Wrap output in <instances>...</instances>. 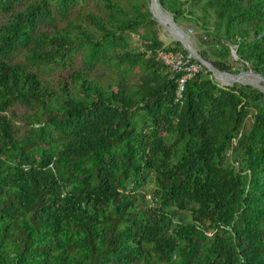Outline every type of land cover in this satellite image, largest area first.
Returning a JSON list of instances; mask_svg holds the SVG:
<instances>
[{"label":"trees","instance_id":"obj_1","mask_svg":"<svg viewBox=\"0 0 264 264\" xmlns=\"http://www.w3.org/2000/svg\"><path fill=\"white\" fill-rule=\"evenodd\" d=\"M159 2L264 78V0ZM150 4L0 0V264H264V90Z\"/></svg>","mask_w":264,"mask_h":264},{"label":"rangeland","instance_id":"obj_2","mask_svg":"<svg viewBox=\"0 0 264 264\" xmlns=\"http://www.w3.org/2000/svg\"><path fill=\"white\" fill-rule=\"evenodd\" d=\"M150 9L153 15L155 16V18L158 20V23L160 24L161 36H162V39L165 41V43L169 44L174 41H179L188 50L189 52L188 55H191L193 57H195V55H198V56L200 55V51H202V49L204 48L201 46V40L206 38L204 36V32L198 31L196 28L185 23L183 25L184 27L182 26L180 27L182 29L186 28L184 30L187 32L188 35L184 32H182L181 34H178L177 32H175V29L174 27H172V24L168 21V19L165 18L164 14H162V10L165 11V9L159 6V3L156 4L153 2V5L150 4ZM160 18H165L168 21L170 28L167 25H165V23H163L160 20ZM235 49L236 48L233 47V50ZM232 54H233V57L237 60L238 59L237 54L236 53H232ZM225 73L234 74V75H225L226 77L245 76L246 79H254L256 80L255 81L256 84L255 83L253 84L251 82L242 81V79H239L238 81H232L231 79L220 80L217 77V75L212 74V77L220 86H227L231 84L240 83V84L253 85L254 87H258L264 90V79L261 78V76H258L254 70H251L249 66L245 67L240 64L235 65V67L233 68L231 72H225Z\"/></svg>","mask_w":264,"mask_h":264},{"label":"built area","instance_id":"obj_3","mask_svg":"<svg viewBox=\"0 0 264 264\" xmlns=\"http://www.w3.org/2000/svg\"><path fill=\"white\" fill-rule=\"evenodd\" d=\"M192 57L191 55H185L183 52H170L164 49L158 52L157 59L170 67L176 75L180 74L176 77L178 84L176 96L178 99L183 97L187 81L201 69V65L198 62L191 61Z\"/></svg>","mask_w":264,"mask_h":264},{"label":"water","instance_id":"obj_4","mask_svg":"<svg viewBox=\"0 0 264 264\" xmlns=\"http://www.w3.org/2000/svg\"><path fill=\"white\" fill-rule=\"evenodd\" d=\"M158 1V3H159V6H161V7H163L162 5H161V3L159 2V0H157ZM153 2H154V0H151V4L153 5ZM165 12H166V14L171 18V20H172V22L175 24V26L181 31V32H184V33H186L187 34V32L184 30V29H182L176 22H175V20H174V18H173V16L168 12V11H166L165 10ZM188 35V34H187ZM193 52V51H192ZM233 53H236V49L235 50H233ZM194 58H196L201 64H203L205 67H207V69L209 70V71H211L212 72V74H215L216 75V73H218V72H222V73H225V72H223V71H220L217 67H215L210 61H208V60H206V59H204L201 55H195V57ZM241 70V69H240ZM257 75L258 76H261L260 74H258L257 73ZM261 78H263L262 76H261ZM264 79V78H263ZM234 84H231V85H227V86H233ZM261 89V88H260ZM263 90V89H262Z\"/></svg>","mask_w":264,"mask_h":264},{"label":"bare ground","instance_id":"obj_5","mask_svg":"<svg viewBox=\"0 0 264 264\" xmlns=\"http://www.w3.org/2000/svg\"><path fill=\"white\" fill-rule=\"evenodd\" d=\"M154 3H157V0H154ZM162 14H164L165 18L168 19V21L172 24V27H174L175 32H177L178 34H181L182 32L175 26V24L172 22L171 18L166 14L165 11L162 10ZM183 38V37H182ZM217 77L220 80H226V79H231L232 81H238L239 79H242V81H246V82H251V83H255L256 80L254 79H246L245 76H234V77H226L223 74L220 73H216ZM256 84V83H255ZM258 84V83H257ZM261 85V84H260Z\"/></svg>","mask_w":264,"mask_h":264}]
</instances>
